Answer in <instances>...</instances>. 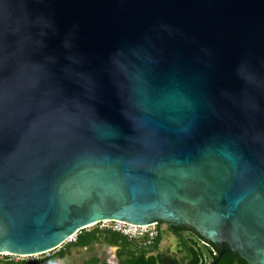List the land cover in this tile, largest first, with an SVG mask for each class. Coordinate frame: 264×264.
<instances>
[{
    "label": "water",
    "instance_id": "95a60500",
    "mask_svg": "<svg viewBox=\"0 0 264 264\" xmlns=\"http://www.w3.org/2000/svg\"><path fill=\"white\" fill-rule=\"evenodd\" d=\"M104 219L264 264V0H0V254Z\"/></svg>",
    "mask_w": 264,
    "mask_h": 264
},
{
    "label": "trees",
    "instance_id": "16d2710c",
    "mask_svg": "<svg viewBox=\"0 0 264 264\" xmlns=\"http://www.w3.org/2000/svg\"><path fill=\"white\" fill-rule=\"evenodd\" d=\"M157 223V226H159ZM167 228V224H166ZM167 230L173 234L178 241L181 255L175 258L157 251L161 239V231L151 246H144L138 241L128 240L124 236L109 229L90 228L79 229L75 234V240L63 243L56 251L48 252L47 255L40 254L37 258L13 259L8 254L3 255L0 264H50L53 257H62L69 247L84 248L94 243H103L107 246H114V255L117 264H206L216 258L214 250L204 241L186 230ZM107 264L99 257L93 256L83 260V264ZM215 264H220L219 261ZM229 264H238L233 258Z\"/></svg>",
    "mask_w": 264,
    "mask_h": 264
},
{
    "label": "rangeland",
    "instance_id": "374dc122",
    "mask_svg": "<svg viewBox=\"0 0 264 264\" xmlns=\"http://www.w3.org/2000/svg\"><path fill=\"white\" fill-rule=\"evenodd\" d=\"M159 222H160L159 228L161 229L162 235L157 246V251L175 258H179L181 252L179 251L177 238L167 230L166 223L162 221ZM90 227L88 226L85 229ZM56 249L57 248L51 250V253L56 251ZM114 251H115L114 246H107L100 242L91 244L84 248L69 247L67 251L62 255V257H56V256L53 257L50 264H83V260L93 256L99 257L101 261H104L107 264H117ZM48 252L42 254L47 255ZM3 255L5 254H0V259ZM9 256L12 257L13 259H20V258L28 259V258H37L40 257L41 255L39 254L33 256H17V255H9Z\"/></svg>",
    "mask_w": 264,
    "mask_h": 264
},
{
    "label": "built area",
    "instance_id": "2783aa9c",
    "mask_svg": "<svg viewBox=\"0 0 264 264\" xmlns=\"http://www.w3.org/2000/svg\"><path fill=\"white\" fill-rule=\"evenodd\" d=\"M157 223H150V224H145V225H134V224L124 223L118 220L104 219V220L94 222L88 226L89 227L95 226L98 229H109L111 231H114L124 236L128 240H134V241L136 240L139 243L143 244L144 246L148 247V246H151L155 242V239L160 234L161 229L159 228V226H157ZM75 234L76 233L66 238L63 243L73 242L75 240ZM36 255H39V254H36Z\"/></svg>",
    "mask_w": 264,
    "mask_h": 264
}]
</instances>
